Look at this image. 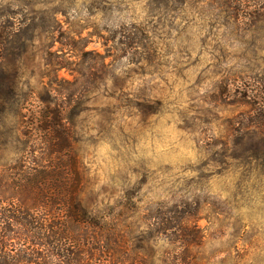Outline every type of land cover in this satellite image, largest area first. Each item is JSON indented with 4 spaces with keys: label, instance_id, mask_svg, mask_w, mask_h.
Instances as JSON below:
<instances>
[{
    "label": "rangeland",
    "instance_id": "374dc122",
    "mask_svg": "<svg viewBox=\"0 0 264 264\" xmlns=\"http://www.w3.org/2000/svg\"><path fill=\"white\" fill-rule=\"evenodd\" d=\"M0 10L34 37L24 78L41 93L66 88L88 209L177 201L198 209L199 264H264V0H0Z\"/></svg>",
    "mask_w": 264,
    "mask_h": 264
},
{
    "label": "trees",
    "instance_id": "16d2710c",
    "mask_svg": "<svg viewBox=\"0 0 264 264\" xmlns=\"http://www.w3.org/2000/svg\"><path fill=\"white\" fill-rule=\"evenodd\" d=\"M20 23L0 10V264H199L196 207L176 201L137 213L139 200L100 211L84 205L66 88L41 93L24 78L34 37H24ZM114 34L123 46L132 37Z\"/></svg>",
    "mask_w": 264,
    "mask_h": 264
}]
</instances>
